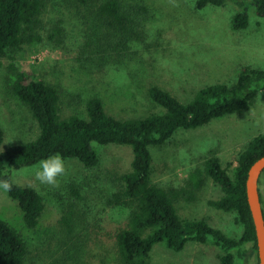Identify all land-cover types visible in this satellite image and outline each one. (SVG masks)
Here are the masks:
<instances>
[{
	"label": "rangeland",
	"instance_id": "rangeland-1",
	"mask_svg": "<svg viewBox=\"0 0 264 264\" xmlns=\"http://www.w3.org/2000/svg\"><path fill=\"white\" fill-rule=\"evenodd\" d=\"M145 1L151 17L144 24L142 41L130 44L127 59L102 67L80 62L83 28L68 17L62 24L65 36L61 44L44 40L13 54L17 68L26 66L59 87L61 118L85 117V101L92 96L102 99L106 111L115 117H141L161 111L147 95L151 85L166 89L185 102L205 85L235 82L238 68L243 65L264 69V18L250 12L248 27L233 30L231 18L238 11L234 0H226L224 6L208 5L200 11L194 8V0ZM56 17L55 11L44 15V34L50 33ZM6 66L7 60L1 59L0 126L4 137L0 152L12 144L33 139L38 133L28 109L8 92ZM256 87L257 100L247 111L219 118L195 130L178 131L167 144L150 147L152 183L167 189L180 188L188 173L209 155H216L222 166L232 169L238 152L252 137L264 133V82ZM92 147L100 157L99 164L87 169L76 159H64L66 172L58 178L57 186L37 179L34 169L38 163L10 168L14 183L34 188L44 201L37 227L28 229L17 202L0 190V218L13 226L27 244L24 264H72L66 259L72 241L85 246V251L78 255L88 264L114 258L113 234L123 224L126 211L108 208L104 199L117 187L115 177L130 169L132 152L128 146L115 144L92 143ZM74 187L81 199L72 195ZM259 192L264 211V173ZM195 196L190 201L184 196L175 200L181 217L205 218L229 235H240L241 229L232 214L211 209L206 203L221 196L217 185L207 179ZM70 218L75 220L71 232L66 225ZM218 254L217 247L211 244L188 243L181 252H173L159 243L153 247L150 258L152 264H218ZM251 264H257L255 258Z\"/></svg>",
	"mask_w": 264,
	"mask_h": 264
},
{
	"label": "trees",
	"instance_id": "trees-1",
	"mask_svg": "<svg viewBox=\"0 0 264 264\" xmlns=\"http://www.w3.org/2000/svg\"><path fill=\"white\" fill-rule=\"evenodd\" d=\"M233 2L238 8L231 18L233 30L248 27L250 12L264 18V0ZM225 3L226 0H194V8L200 11L208 5ZM53 11L58 16L56 23L50 33L44 34L43 17ZM150 13L145 0H0V60H7L6 87L28 109L38 127L35 138L0 152V179L12 183L8 196L17 202L24 225L35 229L44 210L43 198L34 188L14 183L10 168L31 166L58 152L64 159H76L91 169L100 162L92 143L128 146L132 152L130 169L115 177L117 187L104 199L108 208H122L126 216L113 234L114 258L100 264H152L150 254L159 243L173 252H181L188 243L211 244L219 250L218 264H251L256 259L255 231L245 182L252 163L264 155V133L246 143L232 169L222 166L216 155L204 157L180 188L167 189L152 183L149 148L167 144L178 131L195 130L219 118L247 111L257 100L256 86L264 82V69L243 65L238 68L235 82L205 85L185 102L166 89L151 85L147 95L161 111L141 117H115L106 111L102 99L92 96L85 101V117L61 118L59 87L26 66H16L13 54L25 48L38 46L44 40L61 44L65 36L62 24L68 17L83 28L84 55L81 52L80 62L96 67L121 62L131 53L130 44L142 41ZM3 137L0 126V145ZM207 179L221 190V196L207 200V205L232 214L241 229L240 235H229L205 218L189 219L178 214L175 200L179 196L194 200ZM72 195L82 198L75 187ZM72 222L75 220L71 218L66 222L70 232ZM67 249L71 253L66 259L72 264H88L78 255L85 251V246L72 241ZM27 255L21 234L0 218V264H24Z\"/></svg>",
	"mask_w": 264,
	"mask_h": 264
},
{
	"label": "water",
	"instance_id": "water-1",
	"mask_svg": "<svg viewBox=\"0 0 264 264\" xmlns=\"http://www.w3.org/2000/svg\"><path fill=\"white\" fill-rule=\"evenodd\" d=\"M263 172L264 155L252 163L245 182L246 200L255 231L257 264H264V211L259 192V181Z\"/></svg>",
	"mask_w": 264,
	"mask_h": 264
},
{
	"label": "clouds",
	"instance_id": "clouds-1",
	"mask_svg": "<svg viewBox=\"0 0 264 264\" xmlns=\"http://www.w3.org/2000/svg\"><path fill=\"white\" fill-rule=\"evenodd\" d=\"M66 172L65 160L60 153H54L46 156L38 162L34 169V174L42 183L53 186L58 185V178ZM12 183L9 179H0V190L10 191Z\"/></svg>",
	"mask_w": 264,
	"mask_h": 264
},
{
	"label": "flooded vegetation",
	"instance_id": "flooded-vegetation-1",
	"mask_svg": "<svg viewBox=\"0 0 264 264\" xmlns=\"http://www.w3.org/2000/svg\"><path fill=\"white\" fill-rule=\"evenodd\" d=\"M261 197V196H260Z\"/></svg>",
	"mask_w": 264,
	"mask_h": 264
}]
</instances>
